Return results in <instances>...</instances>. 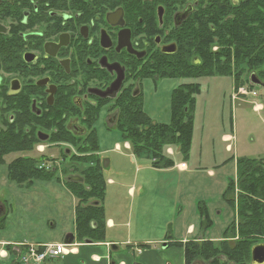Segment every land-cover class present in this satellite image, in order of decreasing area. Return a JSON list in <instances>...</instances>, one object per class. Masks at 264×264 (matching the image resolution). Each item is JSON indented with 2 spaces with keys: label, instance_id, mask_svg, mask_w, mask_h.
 Wrapping results in <instances>:
<instances>
[{
  "label": "flooded vegetation",
  "instance_id": "flooded-vegetation-1",
  "mask_svg": "<svg viewBox=\"0 0 264 264\" xmlns=\"http://www.w3.org/2000/svg\"><path fill=\"white\" fill-rule=\"evenodd\" d=\"M261 58L264 0H0V264H25L30 247L47 245L8 234L7 221L35 210L21 206L29 193L85 185L76 157L93 154L100 121L117 127L124 100L145 110V80L246 68L264 84ZM231 235L223 241L239 240ZM257 236L250 264H264Z\"/></svg>",
  "mask_w": 264,
  "mask_h": 264
},
{
  "label": "rangeland",
  "instance_id": "rangeland-1",
  "mask_svg": "<svg viewBox=\"0 0 264 264\" xmlns=\"http://www.w3.org/2000/svg\"><path fill=\"white\" fill-rule=\"evenodd\" d=\"M221 58L218 60L221 62L224 61L223 58ZM231 69L233 70L232 65ZM244 70L246 74L241 73L232 76H221L217 70H213L212 73L207 72L202 74V76H209L204 78L174 80L161 79L158 76L155 77V80L150 79L143 82L145 112L154 122L160 124L170 123L171 95L175 89H178L179 86L183 84L190 83L200 84V86L204 87L202 93L196 97L195 103L194 146H196L194 147V154L191 160V164L194 166L211 167L215 159H217L221 165L230 159V155H236L240 158L264 159V88L252 85L250 83L251 70L246 68H244ZM222 73L226 75L227 72ZM237 78L238 83H236ZM260 78L264 81V77ZM241 89H248L251 94L244 97L239 92ZM254 92L257 96L252 95ZM96 128L101 140V150H110L109 152L112 153L111 156L116 157V153L112 152L115 149L116 143L121 144L124 149L122 134L116 129V126L105 125L101 121L96 125ZM203 133L205 135L204 140ZM224 133L231 134L235 137V140L232 142L234 151L230 155L225 153V147L220 142V137ZM201 145L204 150L200 157L198 155L199 150L197 149ZM92 147L94 148L93 145ZM130 147L134 149L131 144ZM177 148L178 147H172L170 149L176 152ZM168 150L165 155H167V157H172V154H169ZM99 152L95 154V156L100 160V163H102L103 158L100 157ZM141 157L146 158L147 156L141 155ZM123 165H125L126 170L125 176H123L122 179L127 188L124 190L123 197L119 195V198H117L118 195L113 193L109 199L110 203L114 204L116 207L114 211L119 214V218L125 214L124 218L126 222L131 224L128 225V227L131 226L132 228L138 229L142 222L147 221L152 231L142 232H147V234L149 232L154 236H158L157 238L166 236L168 240L173 239L174 231H171V224L168 225L167 222L171 221L176 216L177 209L179 208H177L176 197H172V193L176 186L172 185L170 187V182L167 181V179L171 177L167 175L156 176L151 174L149 182L152 183L145 191V194L143 196L140 195L141 187L139 185L136 196L133 197L128 194V187L137 179L133 169L136 165H134L132 161H129V159L125 160ZM228 165L229 164H226L225 166ZM86 168V164L76 163V172L78 174H84ZM101 170L103 169L101 168ZM113 178L119 180L117 177ZM105 180H107V177H105ZM229 182H231V179L228 180V184ZM118 186L120 187L119 183ZM112 187L115 189L117 185ZM53 189V192L56 190L54 195L51 193L52 189H47L46 192L48 194H46V192L44 193L45 188H43V192H38L37 199L35 200L30 197V193L27 194L21 206L26 207L31 201H37L35 210L33 209L30 213L23 214V216L18 219L13 217L9 218L7 221V228L10 231H7V233L24 234L25 238H32L34 242L39 243H64L65 237L73 233L75 227L74 203L76 201V206H78L79 199L72 194V187H69V192L62 186H56ZM233 191L235 197L240 194L237 181L234 184ZM231 194L232 191L229 195ZM52 196L53 198H51ZM134 201L135 206L133 209ZM93 202L94 201H90V203ZM118 231H125L127 233L126 230ZM131 232L133 233L134 239H138L137 235L134 233L136 231ZM212 232L213 231L209 234V236H213L211 240L203 241H213L215 245L221 244L224 236L218 231ZM203 238L208 239V237ZM163 245L164 244L160 245L158 243L150 244L148 248L145 249L149 252L156 251V257L161 258L163 261L161 262L158 258H155L154 261L147 264H169L168 255L171 258V264H175L178 260L177 256H175L177 252L172 248L165 249L162 247ZM121 247L119 252L121 260L131 261L130 264H144L139 262L141 253H139V247L137 245H133L127 250L125 246ZM67 263L74 264L75 260L60 257L45 264ZM179 264H182V257L179 260Z\"/></svg>",
  "mask_w": 264,
  "mask_h": 264
},
{
  "label": "trees",
  "instance_id": "trees-1",
  "mask_svg": "<svg viewBox=\"0 0 264 264\" xmlns=\"http://www.w3.org/2000/svg\"><path fill=\"white\" fill-rule=\"evenodd\" d=\"M242 45V44H241ZM252 47V43L242 45L245 52ZM261 58L258 62H263ZM245 63V59L238 60V64ZM213 70H211L212 73ZM232 76L229 71L226 75ZM161 79H198L209 76H179L165 74ZM238 77V76H237ZM238 83V78L236 79ZM201 92L200 84H183L175 89L171 95V119L169 124L154 122L144 110L142 100L133 101L127 105L123 101L122 114L116 129L122 134L125 143L133 146L135 155H148L156 161V166L162 164L165 169L175 166L173 159L165 153L170 148L178 147L185 162L188 161L194 135V113L196 97ZM92 123V129L94 128ZM99 135L93 129L89 143L94 146L93 154L77 158L76 161L87 165L84 172L85 185L74 183L72 194L79 199L76 207V231L79 243L86 238L101 241L104 238V210L101 202L105 198L106 180L103 177L100 160L95 154L100 151ZM77 173V172H76ZM235 180L229 183L224 194V201L235 212V219L224 232V239L238 234L239 240L234 243L223 241L215 245L212 241L188 242L181 246L184 250L185 264H198V261L210 264H224L222 258L234 264H250L252 242L257 235L264 231V159L240 158L237 160V185L240 194L234 195ZM232 191V194L229 193ZM94 201L96 203H90ZM99 203V204H98ZM198 211L206 228L211 227L208 211L203 203H199ZM96 230V231H95ZM102 231V232H98ZM235 231H238L236 233ZM98 234V236H96ZM101 234V235H100ZM230 238V237H229Z\"/></svg>",
  "mask_w": 264,
  "mask_h": 264
},
{
  "label": "crops",
  "instance_id": "crops-1",
  "mask_svg": "<svg viewBox=\"0 0 264 264\" xmlns=\"http://www.w3.org/2000/svg\"><path fill=\"white\" fill-rule=\"evenodd\" d=\"M203 89L204 87L201 86L200 93H202ZM204 139L205 135L203 133V140ZM234 140L235 137L227 133L222 134L220 137V142L222 145H224L225 153L227 155L232 154L234 151V147L232 146V142ZM194 142L195 122L192 149L188 161L185 162L183 160L180 155L179 148L176 149V152L173 149H169L168 153L172 154V157L170 156L169 158L174 160L175 166L169 169H165L162 164H159L160 166H156V161L148 155H146V158L141 157V155H135L130 147V144L125 142L123 143L124 149L121 144L116 143L115 149L112 152L116 153L117 156L112 157V153L109 152L110 150H101V140L99 137V155L103 158V162L100 163V165L103 169V177H107L105 191L106 201L104 198L100 206L104 210V228L102 229L104 238L101 241H97V239L94 238L92 244H86L85 240L83 241V243H79L76 231L75 216L77 203L73 196L75 201V227L73 229V233L71 234L76 235V240L72 246L68 247L67 252L60 257L74 259V264H130L131 261L121 260V256L119 255V252L121 250L120 248H122L121 246H125V249L127 250L133 245H137L139 247V250H142L143 246H145L144 248L147 249L150 244L152 245L158 243L160 245H167L168 248H172L177 252L175 256H177L178 260L175 262V264H179V260L181 259V257L182 264H185L184 250L183 248H181V246H185L188 242L192 241L196 242L211 240V238L213 237L211 235L209 236V234H211V231H213L212 233L218 231L221 235H223L236 217L235 212H233L232 209L224 201V194L226 193L229 186L228 180L231 179V181H237V160L240 159V157H237L236 155H230V159L225 161L221 165L219 164L218 160L215 159L213 166L211 167L194 166L193 164H191L192 156L194 154L193 150L196 146H194ZM202 145L197 149L199 150L198 155L200 157L202 156L204 150ZM139 157L143 159H140ZM127 159H129V161H132L133 164L136 165V167L133 169L137 179L133 181V184H131L130 187H128V194L132 195L133 197L136 196L139 185L141 187L140 195L143 196L145 194V191L150 187V184L152 183L149 182L151 174L156 176L167 175L171 177L170 179L168 178L167 181L170 182V187L172 185L176 186L172 193V197H176L177 208H179L177 209L176 216L171 221L167 222L168 225L171 224V231H174L173 239L168 240L166 236L157 238L158 236H154L149 232L148 234L147 232H142L152 231L148 226L146 220V222L141 223L138 229L132 228L131 226L128 227V225L131 224L126 222L124 218L125 214H123V216L119 218V214L114 211V208L116 207L114 206V204L110 203L109 199L111 198L113 193L118 195L117 198H119V195L123 197L124 190L125 188H127L122 179V177L125 176L126 170L123 163ZM226 164L229 165L225 166ZM113 177H117L119 180H115ZM118 183L120 187L118 186ZM114 185H117L115 189H113L112 187ZM199 203H203L208 211L211 225V227L209 228H206L202 222L200 213L198 212ZM134 206L135 201L133 204V209ZM118 230H126L127 233L125 231ZM131 231H136L134 233L135 235H137L138 239H134L133 233ZM96 236H98V234H96ZM203 237H208V239H205ZM48 244L64 245V243ZM164 245L162 247H164ZM145 249L140 252V263L147 264L151 261H154L155 258H158L155 255L156 251L149 252ZM158 259L163 262L161 258ZM170 259L171 258L168 255L169 264H171Z\"/></svg>",
  "mask_w": 264,
  "mask_h": 264
},
{
  "label": "built area",
  "instance_id": "built-area-1",
  "mask_svg": "<svg viewBox=\"0 0 264 264\" xmlns=\"http://www.w3.org/2000/svg\"><path fill=\"white\" fill-rule=\"evenodd\" d=\"M240 94L244 97L250 95L248 89H241ZM253 96H257L254 92ZM235 98V97H234ZM69 245H53L47 244L42 246L30 247L29 255L27 260L24 259L25 264H43L46 259H58L61 255H64L67 252Z\"/></svg>",
  "mask_w": 264,
  "mask_h": 264
},
{
  "label": "water",
  "instance_id": "water-1",
  "mask_svg": "<svg viewBox=\"0 0 264 264\" xmlns=\"http://www.w3.org/2000/svg\"><path fill=\"white\" fill-rule=\"evenodd\" d=\"M251 82L253 85L255 86H259L261 88H264V84H262L260 81L256 80L255 76H252L251 77ZM80 178V180L82 182H84V179L82 177H78ZM75 240H76V235L75 234H69L65 237V240H64V244L65 245H69V246H72L74 243H75ZM167 245H164V247H166ZM115 247V246H114ZM163 247V248H164ZM261 249L263 248H260V247H256L254 248L253 250V259L256 260L258 258V255H260V252H261ZM260 259V258H259Z\"/></svg>",
  "mask_w": 264,
  "mask_h": 264
}]
</instances>
